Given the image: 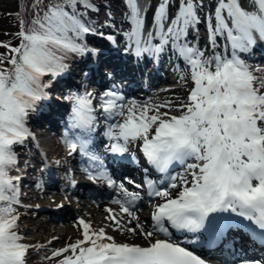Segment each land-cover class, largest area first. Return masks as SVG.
<instances>
[{
  "label": "snow or ice",
  "instance_id": "snow-or-ice-1",
  "mask_svg": "<svg viewBox=\"0 0 264 264\" xmlns=\"http://www.w3.org/2000/svg\"><path fill=\"white\" fill-rule=\"evenodd\" d=\"M125 2V48L138 58L174 56L178 69L183 62L179 79L192 87L179 103L138 102L116 88L68 97V155L79 151L93 166L88 179L114 193L110 203L119 213L105 209L113 231L139 234L145 243L118 242L80 219L81 238L51 258L59 257L58 264H206L188 245L227 246L233 227L264 245V69L241 55L264 42V0H159L150 24L138 0ZM41 5L43 0H34L32 18L18 22L16 46L0 42L6 50L0 53V264H28L29 245L17 231L20 178L10 172L18 162L14 145L31 135L26 118L46 98L43 78L66 72L69 54L96 55L83 43L92 31L85 13L99 11L91 0ZM201 24L207 33L203 48L191 35L198 36ZM97 112L107 122L105 152L119 162L130 147L142 154L149 166L142 183L115 178L92 147ZM130 159L140 164L135 153ZM126 185L146 188L154 198L151 230L136 212L140 191ZM123 217L134 226L122 223ZM176 233L200 236L181 243Z\"/></svg>",
  "mask_w": 264,
  "mask_h": 264
},
{
  "label": "rangeland",
  "instance_id": "rangeland-1",
  "mask_svg": "<svg viewBox=\"0 0 264 264\" xmlns=\"http://www.w3.org/2000/svg\"><path fill=\"white\" fill-rule=\"evenodd\" d=\"M116 1H118V0H110L109 3H114ZM97 5H100V3L98 2ZM27 6H29V0H2V1H0V33H1V36H3V39L9 38V36H11L10 37L11 42H13V41L15 42L17 40V38L12 39V35L8 34L7 32L13 33V32H15L16 30L19 29V23L18 22L21 19L24 20L23 14L26 12ZM83 19L86 20V18H83ZM100 19H102V21ZM87 21H86V23L88 25H90L92 23L93 26L98 27V28H103L105 26V24L108 23V22H105L104 15H101V17L96 18L94 22L89 23ZM191 35H192L193 39H198L199 43H200V41H202L205 38L204 32L201 30L200 26H199V34H198V36L195 33H192ZM18 43H19V41L17 40V44ZM0 52H2L1 49H0ZM185 94L186 93H184V95ZM170 96L179 97L178 98L179 102L182 100V95L179 94L178 90L175 93L170 94ZM43 131H44V134H46L45 138L47 140H49L46 137L48 132L45 131V129ZM19 191H20V189H19ZM25 192H29V190L27 188H25V189H23L21 191V196L24 197V198H25V195H26ZM36 203H40V201L39 202H35L34 204H31L29 206L36 205ZM17 213L19 215L17 231H18V234L21 235L24 238L23 242L25 244L29 245L28 257H32V256L34 257L33 260L31 261V263L32 264H37V262H39L38 264H44V263H42V260L44 259L43 262H47L48 259L51 258L53 251L50 248L54 247L52 245L48 246L49 250L47 251L45 249L46 247H44V243L50 241L52 239V237L56 238V236L53 234L52 236L48 237L49 234L45 235L46 234L45 233V234H41L43 237L40 238L42 240H40L39 242H34L32 240L37 241L36 240V236L38 234V232H37L38 228H40V230H45L46 228L53 230L55 226L53 224L48 223L46 221V219H47L46 217L41 216V215H36L34 212H30L29 210L17 208ZM101 214L102 213L100 212L99 213V217L97 218L98 221H99L100 226H101V223L102 224L106 223L104 221V219H103L104 215L103 214L101 215ZM31 218H32V221H31ZM40 226H42V227H40ZM70 226H72V225H70ZM20 228H22V232L20 231ZM32 230H34V231H32ZM70 236H72V235L71 234L70 235H66L65 234L63 239H61L59 241H54V242L57 243V245H63L62 247L59 248V249H62L64 247L65 243H66V240H68V238ZM69 242H71V241H69ZM39 247L42 248V249H39ZM34 251L37 254L34 253ZM59 259L60 258H57V259H54V260L53 259H49L47 264H58V260Z\"/></svg>",
  "mask_w": 264,
  "mask_h": 264
},
{
  "label": "bare ground",
  "instance_id": "bare-ground-1",
  "mask_svg": "<svg viewBox=\"0 0 264 264\" xmlns=\"http://www.w3.org/2000/svg\"><path fill=\"white\" fill-rule=\"evenodd\" d=\"M206 3H207V0H206ZM150 12H151V11H149V13H150ZM94 34H95V31H94ZM95 35H96V34H95ZM90 40H91V39H88V38L85 37L83 43L87 44V43L90 42ZM93 42H95V41H93ZM88 47H89V46H88ZM258 47H262L261 50L264 49V46H263L262 44H259ZM262 54H264V50L262 51ZM95 57H98V56L95 55ZM75 59H76V58H75ZM75 59H74V60H75ZM263 59H264V56H263ZM82 61H83V58L80 57V58L76 59L73 63H74L75 65H78V64L82 63ZM70 68H72V64L69 66V69H70ZM98 68H99V67H98ZM98 70H100V69H98ZM178 74L180 75V72H179ZM178 74H173V77H175V76L178 75ZM90 76H92V74H91ZM90 76L88 75V73H87V75H85V74H81V77L83 78V80H84L85 82H88V78H89ZM56 78H59V77H56ZM65 82H67V81H65ZM175 82H176V81H175ZM68 86H69V84H68L65 88L59 87V88L56 89V92L63 96L64 94H67L66 92H67V88H68ZM54 87H56L55 84H54ZM62 89H66V90L64 91V94L61 93V90H62ZM181 89H182V87H181ZM183 93H185V90H183ZM186 96H187V94L185 95L184 98H186ZM164 98H165V97H164ZM160 99H162V97H160ZM152 100L154 101V100H157V99H156V98H153ZM166 100H167V99H166ZM170 100L176 102V100H175L174 98H170ZM49 101H50V98H47L46 100H44V101L41 103V111H45V110L47 109V103H48ZM146 101H151L150 96H148V97L146 98ZM43 121H44V120L41 119L40 121L38 120L37 122H38V124H41V122H43ZM46 123L49 124V125H50V124H53V122L51 121V119H49V122H46ZM50 127H51V125H50ZM40 129H42V133H40L39 137H40V138H44V137H45V135L43 134V129H44V127H40ZM45 141H48V140L45 139ZM48 151H49V150H48ZM50 165H51V164H50ZM33 170H35L34 167H28L27 172H28V173H31ZM173 194H175V193H173ZM31 198H32V197L29 196V199H31ZM94 213L99 217L100 210H96ZM101 215H102V214H101ZM84 218H87V215H85ZM143 218H144V217H143ZM144 219L146 220V222H145V224H144L145 228L151 230V229H150V225H151V223L148 222V219H147V218H144ZM91 220H95V222H96L95 226H96L97 228L100 227V224H99V222H98L96 219H93V218H92ZM31 221H32V218H31ZM31 221H30V222H31ZM125 221L127 222V219H126V218H125ZM31 223H32V222H31ZM133 223H135V222H133ZM43 225H44V224H43ZM40 227H42V226H40ZM112 229H113V227H112ZM95 230H96V229H95ZM20 231L22 232V228H21ZM32 231H34V230H32ZM64 231H65L66 233H64ZM78 231H80V232H78ZM78 231L74 232V230L71 229V227H69V226H65V227H63V228L56 226V227H54L53 230H51V229H47V228H46L45 230H40V228H38V230H37L38 234H37V236H36V240H37V241H35V240H32V241H34V242H39L40 240H42V239H40V238L43 237L41 234H45V233H46L45 235H48V234H49L48 237H49V236H52V235L54 234V235H57L58 238H62V239L64 238V235H65V234H66V235L71 234V235L73 236V235L79 233V236H81V231H82V230L80 229V230H78ZM51 233H52V234H51ZM50 234H51V235H50ZM134 237H136V236H134ZM119 238L124 239V242L133 243V244H139L138 242H129V241H134V240H136V239H130L131 237H127V236H121V235H119ZM46 239H47V238H46ZM140 239H141L142 242L144 241L143 238H140ZM137 240H138V238H137ZM51 243H53V242H51V241H50V242H47L45 245H46V246H48V245L50 246ZM144 243H145V241H144ZM58 247H59V246L57 245L56 248H55L54 250H56ZM50 249H52V248H50Z\"/></svg>",
  "mask_w": 264,
  "mask_h": 264
},
{
  "label": "trees",
  "instance_id": "trees-1",
  "mask_svg": "<svg viewBox=\"0 0 264 264\" xmlns=\"http://www.w3.org/2000/svg\"><path fill=\"white\" fill-rule=\"evenodd\" d=\"M47 2H48V0H47ZM31 18H32V14L27 17V19L25 20V22L29 21ZM0 42H4L3 36H1V33H0Z\"/></svg>",
  "mask_w": 264,
  "mask_h": 264
}]
</instances>
